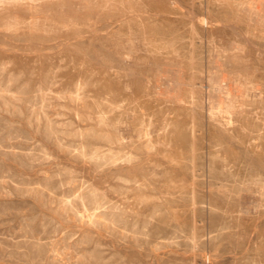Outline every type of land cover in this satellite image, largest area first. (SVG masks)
<instances>
[{"label": "rangeland", "instance_id": "1", "mask_svg": "<svg viewBox=\"0 0 264 264\" xmlns=\"http://www.w3.org/2000/svg\"><path fill=\"white\" fill-rule=\"evenodd\" d=\"M0 264H264V0H0Z\"/></svg>", "mask_w": 264, "mask_h": 264}]
</instances>
